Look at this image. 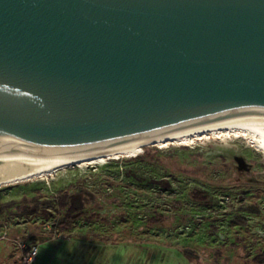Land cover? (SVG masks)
Masks as SVG:
<instances>
[{"label":"water","instance_id":"1","mask_svg":"<svg viewBox=\"0 0 264 264\" xmlns=\"http://www.w3.org/2000/svg\"><path fill=\"white\" fill-rule=\"evenodd\" d=\"M264 120V0H0V164Z\"/></svg>","mask_w":264,"mask_h":264},{"label":"rangeland","instance_id":"2","mask_svg":"<svg viewBox=\"0 0 264 264\" xmlns=\"http://www.w3.org/2000/svg\"><path fill=\"white\" fill-rule=\"evenodd\" d=\"M137 156L0 187V264H20V245L32 240L35 264H264L260 151L220 134L148 145ZM77 190L87 196L84 213L60 224L62 212L43 202Z\"/></svg>","mask_w":264,"mask_h":264},{"label":"bare ground","instance_id":"3","mask_svg":"<svg viewBox=\"0 0 264 264\" xmlns=\"http://www.w3.org/2000/svg\"><path fill=\"white\" fill-rule=\"evenodd\" d=\"M220 134H228L241 137L247 140L251 146L255 147L264 156V120L239 119L188 129L172 134L165 139L131 146L117 152L103 155H95L91 157L66 156L49 160L0 164V187L30 181L38 177L48 176L60 168L96 160L98 158L134 157L141 154V152L143 151V147H146L148 145H163L167 142L190 144L192 143L193 139L199 136H218Z\"/></svg>","mask_w":264,"mask_h":264},{"label":"trees","instance_id":"4","mask_svg":"<svg viewBox=\"0 0 264 264\" xmlns=\"http://www.w3.org/2000/svg\"><path fill=\"white\" fill-rule=\"evenodd\" d=\"M135 157H138L137 155ZM161 185H165V181H160L159 182ZM166 186V185H165ZM86 194L83 193L82 190H77V191H74V192H66L64 194H59L58 196V199L57 200H52L51 201H46V202H43V204L46 206V207H50V206H54L56 208L57 211L59 212H62V214L59 216H61L59 218V223L60 224H70L72 223L74 220H76L77 218H79L80 216L83 215V207H84V199L86 198ZM203 199V197H200ZM58 201V202H57ZM254 208V207H252ZM255 209V208H254ZM250 210L252 211V209L250 208ZM1 211L0 210V214H1ZM28 214H32L34 210L32 209H29L28 210ZM256 210H253V212H255ZM27 214V213H26ZM239 220H240V223L243 224L244 221H243V218H240L239 217ZM24 244L26 246H30V245H35V244H32V243H25ZM23 251L21 250V255H22ZM21 255H20V258H19V263L21 262ZM37 257V256H36ZM258 262L259 263H263L264 262V257L261 256V257H258ZM33 264H35V261L33 262Z\"/></svg>","mask_w":264,"mask_h":264},{"label":"built area","instance_id":"5","mask_svg":"<svg viewBox=\"0 0 264 264\" xmlns=\"http://www.w3.org/2000/svg\"><path fill=\"white\" fill-rule=\"evenodd\" d=\"M21 250L23 251L21 255L20 264H33L36 259L38 248L36 245L26 246L24 243L20 245Z\"/></svg>","mask_w":264,"mask_h":264},{"label":"crops","instance_id":"6","mask_svg":"<svg viewBox=\"0 0 264 264\" xmlns=\"http://www.w3.org/2000/svg\"><path fill=\"white\" fill-rule=\"evenodd\" d=\"M30 238H32V237H30ZM29 238V239H30ZM29 243H32V244H35L36 245V242H34L33 240L32 241H30ZM37 246V245H36Z\"/></svg>","mask_w":264,"mask_h":264}]
</instances>
